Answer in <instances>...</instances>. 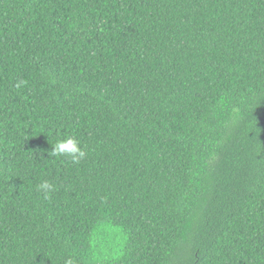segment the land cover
I'll return each instance as SVG.
<instances>
[{"label": "trees", "instance_id": "16d2710c", "mask_svg": "<svg viewBox=\"0 0 264 264\" xmlns=\"http://www.w3.org/2000/svg\"><path fill=\"white\" fill-rule=\"evenodd\" d=\"M69 259L264 264V0H0V264Z\"/></svg>", "mask_w": 264, "mask_h": 264}, {"label": "clouds", "instance_id": "9594fccd", "mask_svg": "<svg viewBox=\"0 0 264 264\" xmlns=\"http://www.w3.org/2000/svg\"><path fill=\"white\" fill-rule=\"evenodd\" d=\"M20 85L18 84L17 87ZM53 145L52 151L49 153L53 157H68L73 163H80L81 160L86 158V151L81 146V142L75 136L69 135L64 138L58 139ZM36 190L43 194V198L50 200L52 193L56 190L53 183L44 180L36 186ZM66 264H73L69 259Z\"/></svg>", "mask_w": 264, "mask_h": 264}]
</instances>
